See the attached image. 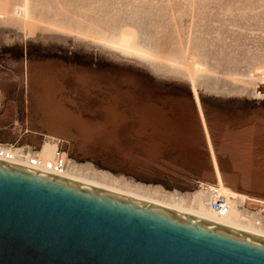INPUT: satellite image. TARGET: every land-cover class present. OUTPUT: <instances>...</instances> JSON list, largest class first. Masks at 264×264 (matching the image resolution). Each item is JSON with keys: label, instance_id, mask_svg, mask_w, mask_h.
Wrapping results in <instances>:
<instances>
[{"label": "rangeland", "instance_id": "obj_1", "mask_svg": "<svg viewBox=\"0 0 264 264\" xmlns=\"http://www.w3.org/2000/svg\"><path fill=\"white\" fill-rule=\"evenodd\" d=\"M263 67L264 0H0V145L51 137L95 181L264 201Z\"/></svg>", "mask_w": 264, "mask_h": 264}, {"label": "water", "instance_id": "obj_2", "mask_svg": "<svg viewBox=\"0 0 264 264\" xmlns=\"http://www.w3.org/2000/svg\"><path fill=\"white\" fill-rule=\"evenodd\" d=\"M0 264H264V237L0 160Z\"/></svg>", "mask_w": 264, "mask_h": 264}, {"label": "bare ground", "instance_id": "obj_3", "mask_svg": "<svg viewBox=\"0 0 264 264\" xmlns=\"http://www.w3.org/2000/svg\"><path fill=\"white\" fill-rule=\"evenodd\" d=\"M26 16L27 15L24 9L22 10L21 15L17 17L18 18L20 17V19L23 20V22H25V19H27L25 18ZM116 47L122 50L136 52V49L131 48L130 46L125 47L120 44L117 45ZM205 71L206 69L204 67H196L193 70L191 69V71H189L188 77L191 81H194V78H199L201 75L203 76V74L206 73ZM210 76L214 77L212 75ZM252 78L256 81L259 80L260 81L259 86L264 87V67L257 69L255 75H252ZM258 95L260 96L261 94L259 93ZM57 141L58 140L50 137L41 144L38 152L33 154L30 152H24L22 151L21 148H17V147L0 145V149L11 157L10 159L11 161H8V163L10 164H14L17 166L25 167L28 169L36 170L47 174H54L52 171V164L54 162V159L56 157V152L58 149ZM71 163L69 162L68 164V170L63 171L61 175H56V176H60L65 179L98 187L104 190H108L114 193H118L124 196H128L134 199H138L144 202L158 205L164 208H168L177 212H181L187 215L201 218L210 222H214L240 231L248 232L253 235L264 237V218L260 216L261 214L259 215L257 213L253 214L250 212H246V210L244 209L246 203L254 204L258 207L260 206L264 207V201L254 198H249L244 195H239L236 193L234 194L223 187H217L219 189L220 196L223 199H225L227 203V213L224 215H219L209 207V196L203 184H199L200 187L198 186V189L200 190L195 191L188 198L184 196H175L174 194L172 195L171 193L165 194L164 191L162 193L158 190L155 191H150L151 189L145 190L140 188L141 186L140 187L138 186L133 190V188L131 189L125 183L116 180H111L106 175L103 174H101L99 177L103 179L102 181L108 180L109 182H111V185H109L106 182H101L98 180L95 181L96 180L95 176H94V180L84 177L83 176L84 174L83 173H82L83 175L81 174L82 172L81 168L79 170L76 166L71 165ZM98 174L100 173L98 172ZM91 176H93V174ZM114 184L116 185L118 184L121 187L115 186Z\"/></svg>", "mask_w": 264, "mask_h": 264}, {"label": "built area", "instance_id": "obj_4", "mask_svg": "<svg viewBox=\"0 0 264 264\" xmlns=\"http://www.w3.org/2000/svg\"><path fill=\"white\" fill-rule=\"evenodd\" d=\"M66 142L63 140L57 141V152L54 162L52 164V171L56 175H61L63 171L67 169V151L65 150ZM22 151L27 152L28 147L21 148ZM33 151L37 149L32 148ZM0 159L4 161H11V157L7 153L3 152L0 149ZM200 187V186H199ZM209 196V207L217 214L224 215L227 213V203L226 200L220 196L219 189L215 186L213 187H204Z\"/></svg>", "mask_w": 264, "mask_h": 264}, {"label": "crops", "instance_id": "obj_5", "mask_svg": "<svg viewBox=\"0 0 264 264\" xmlns=\"http://www.w3.org/2000/svg\"><path fill=\"white\" fill-rule=\"evenodd\" d=\"M28 79V77H27ZM57 111V107H54L53 111L51 114H47L46 118H45V122L49 125H63V122H61V120H59L58 117H54L55 112ZM50 138V137H49Z\"/></svg>", "mask_w": 264, "mask_h": 264}]
</instances>
